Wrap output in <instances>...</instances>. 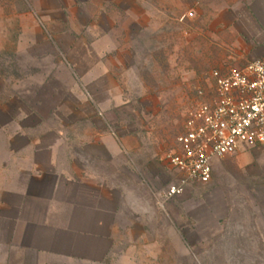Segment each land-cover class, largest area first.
Returning a JSON list of instances; mask_svg holds the SVG:
<instances>
[{
  "label": "rangeland",
  "instance_id": "1",
  "mask_svg": "<svg viewBox=\"0 0 264 264\" xmlns=\"http://www.w3.org/2000/svg\"><path fill=\"white\" fill-rule=\"evenodd\" d=\"M261 2L0 0V139L34 116L57 125L55 135L69 143L93 140L98 124L121 145L122 157L88 163L103 167L110 184L132 188L148 219L123 215L104 264H264V144L216 161L209 182H189L171 197L169 186L183 175L166 159L179 151L197 89L210 95V73L246 65L233 25ZM85 10L106 12L94 17L107 32L101 57L126 55L121 78L130 107L104 112L84 104L81 118L83 103L70 90L89 98L82 74L100 57L87 48L96 38ZM42 127L36 131L46 135Z\"/></svg>",
  "mask_w": 264,
  "mask_h": 264
},
{
  "label": "crops",
  "instance_id": "2",
  "mask_svg": "<svg viewBox=\"0 0 264 264\" xmlns=\"http://www.w3.org/2000/svg\"><path fill=\"white\" fill-rule=\"evenodd\" d=\"M263 3L262 7L243 9V21L233 25L242 36L243 50L238 58L247 63L264 59ZM85 12L89 18L85 26L96 38L87 48L99 56L107 32L94 17L106 12ZM47 19L52 25L53 15ZM122 55L126 57L119 53L112 62L100 55L82 74L89 98L83 91L70 90L83 103L81 118L87 117L84 104L93 103L104 112L112 105L117 110L130 107L123 93L121 77L128 65ZM34 118L19 122L15 136L0 139V264H104L123 215L148 219L143 207L135 203L137 195L132 188L123 187L120 180L110 184L103 167L88 163L104 162L106 154L113 159L122 157L121 145L98 124V129L92 125L97 130L93 140L81 138L73 143L71 139L70 144V139L55 135L57 125L35 123ZM40 126L45 127L46 135L38 134ZM89 149L96 152L90 154ZM218 160L213 161V168Z\"/></svg>",
  "mask_w": 264,
  "mask_h": 264
},
{
  "label": "built area",
  "instance_id": "3",
  "mask_svg": "<svg viewBox=\"0 0 264 264\" xmlns=\"http://www.w3.org/2000/svg\"><path fill=\"white\" fill-rule=\"evenodd\" d=\"M210 79V95L197 89L185 131L178 138L179 151L166 155L183 175L169 187V197L181 194L189 182H209L215 159L264 144V59L242 68L214 69Z\"/></svg>",
  "mask_w": 264,
  "mask_h": 264
}]
</instances>
